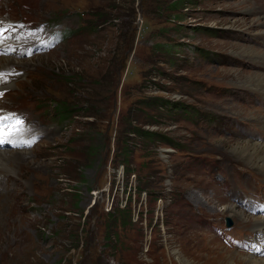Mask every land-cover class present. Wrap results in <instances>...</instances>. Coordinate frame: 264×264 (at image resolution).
Segmentation results:
<instances>
[{"label": "rangeland", "instance_id": "1", "mask_svg": "<svg viewBox=\"0 0 264 264\" xmlns=\"http://www.w3.org/2000/svg\"><path fill=\"white\" fill-rule=\"evenodd\" d=\"M94 12L110 18L96 24ZM263 19L264 0H0V115L26 129L0 148V264H236L252 253L229 243L254 236L229 205L264 202V170L233 153L238 137L264 140V90L244 81L264 73ZM154 96L179 108L147 105ZM61 103L77 113L59 118ZM130 119L176 147L131 133L120 160ZM123 207L131 220L106 231Z\"/></svg>", "mask_w": 264, "mask_h": 264}, {"label": "bare ground", "instance_id": "2", "mask_svg": "<svg viewBox=\"0 0 264 264\" xmlns=\"http://www.w3.org/2000/svg\"><path fill=\"white\" fill-rule=\"evenodd\" d=\"M244 51H245V53L249 54L252 57L256 56L255 55L256 53L254 54V52H256V51H250V52L246 51V50H244ZM244 81L248 82L249 84L251 83L253 86H256V87L264 90V85H262V84H264V73L263 74L253 73L251 75H248V77H246ZM243 95H244V98L249 96V95L240 93V94H238L237 99H239ZM250 99H252V98L250 97ZM263 121H264V119H263ZM238 140H240V141L235 142L233 145V153L238 154V155H234V156H236L237 158L247 157L246 160H247V162H249V164H251V166L252 165L258 166V168L256 170H258V169L264 170V140L263 139L256 140V138H250V137L247 138L244 136L238 137ZM4 153H6V152H4ZM7 158H8V156H7ZM263 173H264V171H263ZM229 208H230V212H233V215H231V216H233L234 218H240L241 220L244 221L243 223H245V224L246 223H254V229H253L254 230V233H253L254 238L251 240L255 245L254 251L252 253H248V254H245V253L240 254V253H242L241 251L235 250L234 253L238 254V252H239V254H240V255H238V259H239L238 261L239 262L244 261L246 264H264V215L250 214L241 205L239 206L235 203H232L231 205H229ZM258 248L259 249L261 248V249L259 251H256V253H255V250ZM227 254H228V252H227ZM245 255L247 257H245ZM229 258H230V255H229ZM235 258L236 257L233 258V261H236V264H238L239 262H237V260Z\"/></svg>", "mask_w": 264, "mask_h": 264}, {"label": "trees", "instance_id": "3", "mask_svg": "<svg viewBox=\"0 0 264 264\" xmlns=\"http://www.w3.org/2000/svg\"><path fill=\"white\" fill-rule=\"evenodd\" d=\"M93 17L91 16V20L97 24L96 20L98 19H102V21H108L109 20V16L108 14L106 15H102L99 14L98 12H94L91 14ZM93 25V24H92ZM90 29H93L94 26H89ZM96 28V27H94ZM77 29H72L70 31H72L73 33L76 32ZM149 98V99H148ZM146 104L149 106H163L164 108H167L168 111L172 112V111H176L179 107L176 106L177 103H174V101H172L171 99H167L165 97H158V96H154V97H148ZM55 108V112L58 113L59 118H62L63 120L69 119L70 117H73L75 115L76 111H73V108L70 107L69 105H67L66 103H61V104H56ZM182 109H184V107H180ZM77 113V112H76ZM145 117H146V122L147 124H155L157 121H155L153 119V116L155 115H150L151 117L149 118V115L147 116L144 113ZM144 117V118H145ZM153 119V120H150ZM129 128L128 130H126V125L124 128L120 129V135L119 137H117V147L115 148L117 157L120 158V160H125V156L126 154H128L129 152H133L131 147V141H130V136L131 133H135V135L141 137L143 140L148 141L149 143H156V142H165L168 143L170 145H173L176 147V144L174 143V141L168 137L167 135L159 132L158 130L155 129H150V128H146L144 126H139V125H132L131 123V119L129 120ZM126 219L131 220V215H130V211H128L126 208H115L114 211H110V213H108V224L106 227V231H110L114 233V228H118L121 227L123 225L126 226Z\"/></svg>", "mask_w": 264, "mask_h": 264}, {"label": "snow or ice", "instance_id": "4", "mask_svg": "<svg viewBox=\"0 0 264 264\" xmlns=\"http://www.w3.org/2000/svg\"><path fill=\"white\" fill-rule=\"evenodd\" d=\"M7 31L6 28L0 26V44L4 42L5 39L10 37H6L4 33ZM26 129L23 128V121L20 118H16L12 115H0V144L4 143H13L15 145V141L11 139V137L16 135H23ZM34 141H24V143L30 145Z\"/></svg>", "mask_w": 264, "mask_h": 264}, {"label": "water", "instance_id": "5", "mask_svg": "<svg viewBox=\"0 0 264 264\" xmlns=\"http://www.w3.org/2000/svg\"><path fill=\"white\" fill-rule=\"evenodd\" d=\"M231 224V221H229V225Z\"/></svg>", "mask_w": 264, "mask_h": 264}]
</instances>
